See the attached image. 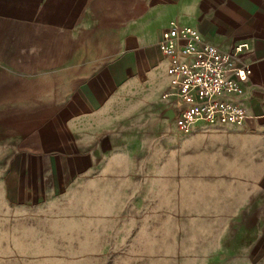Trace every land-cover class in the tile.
Masks as SVG:
<instances>
[{
  "label": "rangeland",
  "instance_id": "obj_1",
  "mask_svg": "<svg viewBox=\"0 0 264 264\" xmlns=\"http://www.w3.org/2000/svg\"><path fill=\"white\" fill-rule=\"evenodd\" d=\"M50 2L0 0V17L38 16ZM216 2L206 18L222 31L249 21L247 6L228 18ZM87 48L79 56L102 54ZM161 124L152 141L108 147L79 129L76 157L87 153L88 166L70 173L63 161L61 176L6 200L0 264H264L261 139L207 126L182 136L171 115Z\"/></svg>",
  "mask_w": 264,
  "mask_h": 264
},
{
  "label": "crops",
  "instance_id": "obj_2",
  "mask_svg": "<svg viewBox=\"0 0 264 264\" xmlns=\"http://www.w3.org/2000/svg\"><path fill=\"white\" fill-rule=\"evenodd\" d=\"M213 1L51 0L38 16L0 17V213L15 192L61 176L63 161L70 173L79 161L88 166L87 153L76 157L79 129L100 132L103 147L142 134L152 141L153 128L171 115L161 100L169 82L159 50L171 21L194 27L224 53L249 44L242 56L252 72L242 100L247 117L231 129L263 145L264 0H220L228 18L239 7L249 12L228 33L206 18ZM84 46L102 54L79 56Z\"/></svg>",
  "mask_w": 264,
  "mask_h": 264
},
{
  "label": "built area",
  "instance_id": "obj_3",
  "mask_svg": "<svg viewBox=\"0 0 264 264\" xmlns=\"http://www.w3.org/2000/svg\"><path fill=\"white\" fill-rule=\"evenodd\" d=\"M249 49L247 42H241L224 53L194 27L176 21L168 24L159 42L169 82L161 100L180 135L188 136L201 126H244L247 114L242 100L252 72L242 56Z\"/></svg>",
  "mask_w": 264,
  "mask_h": 264
}]
</instances>
